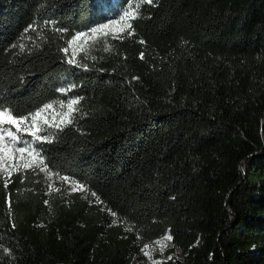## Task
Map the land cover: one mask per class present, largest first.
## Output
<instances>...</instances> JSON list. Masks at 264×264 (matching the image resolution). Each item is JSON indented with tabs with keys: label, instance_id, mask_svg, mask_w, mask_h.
I'll return each instance as SVG.
<instances>
[{
	"label": "trees",
	"instance_id": "1",
	"mask_svg": "<svg viewBox=\"0 0 264 264\" xmlns=\"http://www.w3.org/2000/svg\"><path fill=\"white\" fill-rule=\"evenodd\" d=\"M139 2L0 0V105L22 129L53 105L39 167L0 173V264H133L165 236L166 264H264V0H153L68 63Z\"/></svg>",
	"mask_w": 264,
	"mask_h": 264
},
{
	"label": "snow or ice",
	"instance_id": "2",
	"mask_svg": "<svg viewBox=\"0 0 264 264\" xmlns=\"http://www.w3.org/2000/svg\"><path fill=\"white\" fill-rule=\"evenodd\" d=\"M152 4L153 0H140L139 3L136 5L135 11H128L125 10L123 15L119 17V21L115 19H109L107 23H100L96 25L95 27H92L90 29V32L95 34L97 32L103 31L105 29H108L111 25H116L121 21H124V27L121 28V32H123L125 29H133V25L131 23V20H134L137 18L139 14V10L142 6V4ZM126 18H129L126 20ZM32 27L31 25L29 26ZM27 31V30H26ZM62 31V30H61ZM134 34V29L132 32H129V35ZM86 33L84 32H78L75 36L72 37L73 40H77L82 36H85ZM107 35V33H105ZM71 43V41H69ZM143 43V41H141ZM21 51H23V48H21ZM62 51L67 52V48L62 49ZM143 53H141V58H143ZM69 64L75 63L74 60L69 59ZM68 90H71L70 88ZM60 93H65V88H59L57 89ZM77 99H69L67 101V107H68V120L67 123L71 124L74 122V115L75 112L78 111V109H75L73 106L78 104ZM64 101H61V105L63 106ZM52 104H45L43 108L37 110L33 115L29 114L33 120V123L31 125H28L27 127L21 128V125H25L26 121L29 119L28 116L18 115L14 109L11 107H4L0 105V166L2 165L3 161L6 160H12L15 159V153H19L23 155L26 151L33 155H40L42 157V153L37 151L36 148L32 147V145L37 143H51L52 141L49 140L47 136H41L39 133L44 131V128L39 125V122L37 120L38 117L41 116V113L44 111V109L52 108ZM44 124L48 125L49 121L47 119L44 120ZM8 125L15 128V133H13L10 128H5L3 126ZM62 130V129H61ZM27 132L31 137V142L24 140L23 137L20 135L21 132ZM43 159V157H42ZM7 186V185H5ZM95 195V194H93ZM47 203V201H45ZM115 215V213H113ZM115 223V221L113 222ZM15 227V225H13ZM167 239H171V236H168ZM147 245H145V248ZM143 251V249H142ZM145 255H148L147 252H145Z\"/></svg>",
	"mask_w": 264,
	"mask_h": 264
},
{
	"label": "rangeland",
	"instance_id": "3",
	"mask_svg": "<svg viewBox=\"0 0 264 264\" xmlns=\"http://www.w3.org/2000/svg\"><path fill=\"white\" fill-rule=\"evenodd\" d=\"M121 15H123V12L116 10H113L108 14L105 13L106 18L101 23H107L109 19L119 21V17ZM128 19L129 18H126V20ZM98 24L100 23H96L87 30L83 31L86 33L85 36H82L77 40H71L69 53L72 60H74L76 56L87 46L96 44L99 40H103L104 38H117L128 31V29H125L121 32V28H123L125 24L124 21H121L116 25H111L108 29L95 34L91 33L90 29ZM105 33H107V35H105ZM2 165L3 166H0V173L6 179L17 171H30L39 167V164L36 162L33 155L27 151L23 155L15 153V159L3 161ZM73 192L80 191L78 188H75L73 189ZM167 237L168 236H165L154 243L148 244L146 248L144 247L143 251H141V253L134 259L133 264H166L171 261H182L183 257L181 252L178 249H175L172 240L167 239ZM145 252H147L148 255H145Z\"/></svg>",
	"mask_w": 264,
	"mask_h": 264
}]
</instances>
